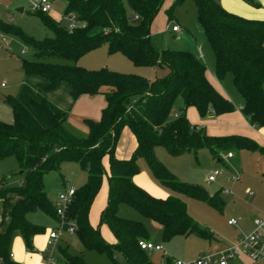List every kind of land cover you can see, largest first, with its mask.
I'll list each match as a JSON object with an SVG mask.
<instances>
[{
  "label": "trees",
  "instance_id": "obj_1",
  "mask_svg": "<svg viewBox=\"0 0 264 264\" xmlns=\"http://www.w3.org/2000/svg\"><path fill=\"white\" fill-rule=\"evenodd\" d=\"M64 15L74 14L79 25L69 30L50 17L37 13L42 25L51 33L37 41L19 29L0 20V32L19 38L29 47L33 61L22 60L25 76H38L52 90L64 83L71 97L102 95L106 107L98 121L83 119L88 133L82 135L67 122V115L53 110L45 99L26 96L25 101L7 96L11 124L0 122V159L13 157L20 168L17 184L0 181V256L7 257L12 236L19 233L31 248L32 238L43 229L31 223L27 215L40 210L57 221L55 205L44 189V177L58 171L64 162H75L87 174V180L75 189L66 209V220L76 226L75 234L86 251L123 256L127 264H153L138 243L146 242L148 232L141 221L123 218L125 205L161 227L163 241L175 236L194 235L210 240L211 233L199 227L189 216L186 204L169 196L159 199L138 187L133 178L141 171L137 164L144 160L153 179L161 186L187 198L206 203L222 212L225 202L221 191L210 195L204 188L178 181L155 156L163 148L171 157L206 149L218 162L219 152L233 148L264 153L254 141L241 136L212 137L192 126L185 115L194 107L202 117L234 111L233 104L211 85L205 65L187 51L155 52L149 40V26L165 0H126L138 16L128 19L123 0H63ZM182 0H176L172 8ZM254 5L253 0H244ZM197 24L209 43L215 58V75L222 79L231 74L233 84L244 105L241 110L251 126L264 127V21L240 18L227 12L217 0H193ZM102 45L109 55L121 54L136 67L167 69L154 81L132 74H121L107 68L88 70L76 62ZM62 59L71 64H60ZM183 105L171 119L178 99ZM134 135L137 147L128 160L115 157V148L123 128ZM108 158V173L102 165ZM108 182L107 204L100 216L115 244H108L98 228L89 223V209L97 196L102 179ZM65 264H87L81 256L60 248ZM165 264H172L166 259Z\"/></svg>",
  "mask_w": 264,
  "mask_h": 264
},
{
  "label": "rangeland",
  "instance_id": "obj_2",
  "mask_svg": "<svg viewBox=\"0 0 264 264\" xmlns=\"http://www.w3.org/2000/svg\"><path fill=\"white\" fill-rule=\"evenodd\" d=\"M50 1L52 3V10L46 14V16L50 17L55 22L60 23L62 26L66 25L67 21L64 15L65 2L63 0ZM123 1L127 17L130 19L134 16V13L128 7L126 0ZM175 1L176 0L164 1L160 10L154 17L155 21L150 28V43L157 53H160L163 50L185 51L184 48L186 43L182 39L183 33L188 35L194 43L195 41L193 40L192 35L196 41H199L196 34V11L193 0H182L172 8L171 12H169V8L173 6ZM217 1L221 5V1L223 0ZM253 1L255 3L254 5L249 4L244 0H226L225 7L234 12L235 15L240 18L253 21H264V0ZM29 7L30 0H0V20L19 29L22 33L34 40L41 41L46 37H51L52 33L42 25L40 16L31 13ZM20 8L23 9L22 13L17 11ZM172 26H179L181 28V33H172ZM203 39L205 45L211 51L212 49L209 43L205 38ZM119 55L121 54L117 53L109 55L107 46L102 45L96 50L82 56L76 64L88 70L107 68L121 74L136 75L148 81H154L168 73V70L165 68L136 67L123 55ZM22 60L33 61L34 56L32 50L29 47H25L21 40L16 36L4 35L0 32V122L5 124H11L13 121L11 108L5 103V98L8 95L18 98L20 94L21 96L18 99L22 101L24 96V91L19 90L22 86L21 80L24 75L21 68ZM53 61L60 64H71V62L62 59H54ZM225 76L226 78H224ZM225 76L223 77V81L226 82L235 96L241 98V95L233 84L232 75L229 73ZM36 79H40V77L36 76ZM42 79L43 78L40 80ZM27 83L28 85L31 84L29 81H27ZM33 87L36 88V91H39V93H47L49 91L44 90V83L43 85L37 83L36 85H33ZM52 95L57 97V94ZM55 100L57 99L55 98ZM52 102L54 103V101ZM173 114L179 115L178 108H173L172 115ZM240 136L248 138L254 141L259 147H262L261 143L249 136ZM157 150L159 151V156L156 158L178 181L182 183L198 185L204 188L210 195H214L221 190L222 187H225L222 189L225 190L227 188H232L233 185L234 189H230L232 195H226L223 191L220 193L221 198L225 201V209L223 213L211 208L204 202L193 199L188 200L187 198V204H189L187 212L189 216L199 225L200 228L211 233L214 237H216V235L213 234V231L209 227L212 223H219L221 229H223L224 232H227V234L232 233V231L238 226V219L233 212L234 210L228 206L231 198L236 196L233 194L237 193L239 197H243V200L247 202L252 200H258L260 203L264 202L263 196H260L257 191L258 186H260L259 182L264 184V153L233 148L232 153L234 159H224L226 164L223 165L214 159L206 149L200 150L196 158H194L192 154L171 157L163 148L159 147ZM219 153L225 154V152ZM139 161L145 163L142 159ZM215 170H222L224 173L217 178L216 182L209 183L207 178ZM19 171V165L13 157L3 160L0 159V181L4 180L10 185L17 184L20 180V176L18 175ZM232 173H237L236 175L238 176L239 181H230L229 176ZM63 179L64 182H62ZM86 180L87 174L80 168L79 164L75 162H64L60 165L58 171H51L44 177V189L50 201L55 205L58 193L61 190L63 191V183L64 185L78 189L84 185ZM161 187L164 192L167 191L172 193L168 188ZM249 193H252V195H249ZM92 204L96 205L97 215H99L100 212H103L106 207L104 206V202L99 198L94 199L91 206ZM126 209H128V211L125 210L126 212H124L123 218H126V213H138L130 207ZM27 218L34 225L41 227L43 232L36 234L32 238L31 248H28L25 245L24 240L19 233H15L12 236L9 246V254L17 263L46 264V258L52 257L57 264H65L59 249L67 248L69 254L81 256L87 264H113L110 255L107 253L98 254L94 251L84 250L76 234L64 229H59L57 231L58 239L54 242L52 247H49L48 236L50 232L58 228L57 221L40 210L28 214ZM230 219L235 222L234 224H231L232 226H228L227 224V221ZM143 220H145V227L151 242L156 245H161L163 248L162 253L154 251L148 253L149 259L153 264H165L166 259L180 261L181 263H190L197 258L193 257V254L195 252L196 243H198V239L201 238L194 235L175 236L168 241H163L157 224H154V222L149 219ZM102 227L103 225H101L99 229L101 230ZM245 236L246 235L242 237ZM205 241L208 242V240ZM112 255L118 264H127L123 256L120 254L112 251Z\"/></svg>",
  "mask_w": 264,
  "mask_h": 264
},
{
  "label": "crops",
  "instance_id": "obj_3",
  "mask_svg": "<svg viewBox=\"0 0 264 264\" xmlns=\"http://www.w3.org/2000/svg\"><path fill=\"white\" fill-rule=\"evenodd\" d=\"M223 1H221V6L227 12L235 15L234 12L230 11L228 8L225 7L226 0H223ZM154 19L149 26V40L150 41H151L150 28L155 21ZM196 29H197L196 34H197V37L199 38V41H196V39L192 35V38L195 41V43L190 39L188 35L183 33L182 39L186 43L184 50L192 53L195 57H197L205 65L206 77L208 81L215 88V90H217L220 94H222L226 99H228L233 104L234 111L230 113L217 115V116L210 114V115L202 117L198 114L197 110L194 107H189L185 111V115H186L188 122L192 126H195L198 129H202L208 136L225 137V136L246 135L256 140L257 142L261 143L263 147L264 146V127L263 128L254 127L248 123L247 119L241 112L243 105H244L243 98L242 97L238 98L237 96L234 95V93H232V91L229 89L226 82L223 81L224 78H226V76L223 79H218L216 77L213 52L212 50L210 51V49L205 45V41L203 39L205 38V36L201 28L197 24V20H196ZM172 33L174 34L181 33V28L179 27L178 32H172ZM40 79H36V76L23 75V78L21 80L22 86L20 87L19 90L24 91L25 97L28 95L35 99H40V98L46 99L47 102L49 103V106L53 110L64 112L67 115L68 124L74 130H76L78 133L82 135H86L88 133L87 127L82 123L83 119H91L95 121L100 120L101 112L106 107V101H105L104 96L102 95H95V96L80 95L76 99H73L71 97L69 88L64 83L60 84L55 89L49 90L47 93H39V91H36V88H34L33 85H36L37 83L40 85H43L44 83V86H45L47 83L44 79H42L43 81ZM27 81L31 82V84L28 85ZM53 92H56V93H53ZM52 94H57V97ZM8 96H11V95H8ZM20 96L21 95L19 94L18 98ZM24 96L22 98V102L25 101ZM55 98L57 100H55ZM52 101H54V103ZM182 105H183L182 99L179 98L174 108L179 109L180 107H182ZM176 116H177L176 114L175 115L171 114L170 117L172 119V118H175ZM12 120H13V116H12ZM255 131H258V132H255ZM136 147H137V142H136L134 135L131 133V131L127 127H125L122 129L119 139L117 141L116 148H115V157L119 160H128L132 156ZM158 152L159 151L156 148L155 149L156 157L159 156ZM225 153H232V150H229ZM233 159H234V155L232 153V157L228 160H233ZM139 160L137 161V163L140 167L141 173L138 176L133 178V182L138 187L142 188L144 191L154 196L155 198L166 199L169 196L177 197L187 205L186 207H188L189 204L187 203L190 198H188L187 200V197L183 195H180L174 192L172 193L167 192V191L164 192L161 189L162 188L161 185H159L151 176L146 164L141 163ZM221 161L222 162L220 163H222L223 165L226 164L224 160H221ZM102 165L104 169L106 170V172L108 173L109 163H108L107 157L103 158ZM220 171L222 175L224 171L222 170ZM236 174L235 173L230 174L229 179L233 175H236ZM84 181H85V178H84ZM237 181H239V178ZM62 182H64V179ZM211 183H214V182H211ZM259 184L260 186H258L257 191L259 192L260 196L262 195L264 198V184L262 182H259ZM63 187H64L63 191L69 188V186L64 185V183H63ZM70 188H74V187H70ZM224 188L225 187H222L221 190L219 191L224 192L228 190L229 193L224 192V194L229 195V196L232 195V191L230 189L232 190L234 189L233 185H232V188H227L225 190H222ZM63 191L61 190L58 193V195L62 193ZM107 194H108V182H107V178L104 177L102 179L100 190L97 196L95 197V199H98V198L101 199L104 202V206H106ZM233 195L234 196L236 195V196L234 198H231L228 206L231 207L232 210H234L233 212L236 215V218L238 219L237 228L234 229L232 233L227 234V232H224V230L221 229V226L219 223H212L209 227L213 231V234L216 235V237L213 236V238L208 240V242H206L205 240L198 239V243H196V248H195L193 257L196 258L200 255H206L210 253H219L230 247H233L234 245H236L237 241L242 236L244 235L248 236L249 234L252 233L253 227H254L253 223L255 219L264 218V202L260 203L258 200H252V201L247 202L243 200V197H239L237 193ZM126 208H129V207L125 205L120 207V215L122 217L124 215V212H126L125 210L128 211V209ZM224 209H225V206L222 210V213ZM96 213H97L96 205L92 204V206L89 209V216H88L89 223L93 228L99 229V227L101 226L99 221H100V216L102 212H100L99 215H97ZM125 217L127 219L141 221L145 226V223H144L145 220H143L145 218H143L139 213H126ZM231 220L232 219L228 220L227 224ZM154 224L156 223L154 222ZM157 226L159 227L160 232H161V227L158 224ZM228 226H232V225L228 224ZM99 232H100L101 237L107 243L111 245L115 244V239L106 225H103L102 229ZM147 241L151 242L149 238V234H148ZM260 250H261L263 258L257 262L252 261L246 254L240 253L239 256L229 261L228 264H264V236L261 241Z\"/></svg>",
  "mask_w": 264,
  "mask_h": 264
},
{
  "label": "built area",
  "instance_id": "obj_4",
  "mask_svg": "<svg viewBox=\"0 0 264 264\" xmlns=\"http://www.w3.org/2000/svg\"><path fill=\"white\" fill-rule=\"evenodd\" d=\"M52 10V3L50 0H30L29 11L31 13L37 14H48ZM66 25H64L67 29L71 30L79 25L77 18L74 14L65 15ZM138 20V16L134 14L133 17L130 18V21L135 22ZM172 32H178V26H172ZM178 116V115H177ZM176 116V117H177ZM218 157L220 160L230 159L232 157V153H219ZM221 175V171L215 170L208 176L207 181L209 183L215 182L217 177ZM231 181L235 182L238 180L237 175H233ZM225 193H229V191H224ZM75 193V188H67L62 193H60L57 197L55 203V213L57 216L58 228L56 230L49 233L48 236V246L52 247L54 242L58 239L57 231L59 229H64L70 232L75 233L76 226L73 222H69L66 220V209L70 204L72 197ZM252 195V193H249ZM0 222H1V211H0ZM233 220L229 221L228 224H234ZM254 227L251 234L245 237H241L236 245L230 247L219 253H210L206 255H200L195 260L190 263H181L180 261H172V264H228L229 261L236 258L240 253L246 254L252 261L257 262L263 258L260 246L261 241L264 236V218H257L254 220ZM138 246L141 250L150 253L154 252H162L163 248L161 245L153 244L149 241L139 242ZM0 264H19L17 263L13 257L8 253L7 257L0 256ZM46 264H57L52 257L46 258Z\"/></svg>",
  "mask_w": 264,
  "mask_h": 264
},
{
  "label": "water",
  "instance_id": "obj_5",
  "mask_svg": "<svg viewBox=\"0 0 264 264\" xmlns=\"http://www.w3.org/2000/svg\"><path fill=\"white\" fill-rule=\"evenodd\" d=\"M17 11L21 13V12L23 11V9L20 8V9H18Z\"/></svg>",
  "mask_w": 264,
  "mask_h": 264
}]
</instances>
